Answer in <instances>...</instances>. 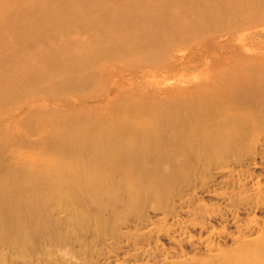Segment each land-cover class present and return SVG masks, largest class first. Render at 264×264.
Here are the masks:
<instances>
[{
    "label": "bare ground",
    "instance_id": "6f19581e",
    "mask_svg": "<svg viewBox=\"0 0 264 264\" xmlns=\"http://www.w3.org/2000/svg\"><path fill=\"white\" fill-rule=\"evenodd\" d=\"M79 1L78 5L68 0L11 3L20 11L47 10L38 13L43 21L35 17L27 24H9L31 32L44 29L47 35L54 31L52 39L41 40L49 54L57 45L54 40L72 43V32L87 40L77 42L84 47L80 50L68 45L52 57L40 52H31V59L22 57L21 69L10 68L2 75L0 111L21 99L37 95L54 98L70 94V89L91 91L89 97L100 96L106 91L108 74L117 72L121 76L124 69L130 68L140 70L143 76L137 86H143L144 81L148 88L155 83L148 79L150 76L166 78L170 76L164 73L166 67L182 62L176 58L178 51L183 59L191 47H203L202 42L235 37L241 40L247 32L242 30L261 21L249 18V14H264V0H175L184 14L180 16L147 15L131 6L121 10L108 0ZM8 8L0 5V21ZM76 12L84 14L60 19L62 14L70 17ZM262 55L260 51L227 62L207 60L206 72L202 69L193 76L171 74L173 81L182 84L169 91L144 94L137 87H114L112 94L104 98V113L94 121L87 114L91 108L56 114L54 108L41 113L36 103L28 105L14 117L15 123L42 134L46 150L38 155L52 161L47 167L20 173L16 180L0 178V242L32 250L41 241L37 236L41 228L47 233L56 231L55 222L45 224L51 219L48 206L55 201L72 203L82 219L83 193L97 203L100 212L107 207L114 210L120 203L133 207L148 203L166 213L172 212L175 200L183 201L192 192L215 194L216 190L209 187L211 170L224 167L228 156H233L234 162L244 161L249 145L256 140V144H264L260 140L264 139ZM48 61L56 64V71L46 69ZM185 66L194 64L182 63L178 69ZM26 182L28 185L23 187ZM205 213L208 217L219 216L215 209ZM247 226L239 225L237 244L223 253L224 261L262 264L244 261L264 255V231L248 238L241 232Z\"/></svg>",
    "mask_w": 264,
    "mask_h": 264
},
{
    "label": "rangeland",
    "instance_id": "374dc122",
    "mask_svg": "<svg viewBox=\"0 0 264 264\" xmlns=\"http://www.w3.org/2000/svg\"><path fill=\"white\" fill-rule=\"evenodd\" d=\"M13 1L0 0V5L9 7L5 17L3 16L4 22L1 23L3 18L0 21V82L3 80V73L8 69L22 68V57L30 58L28 56L33 55L32 53L39 52L45 57H52L58 55L59 49L67 48L68 45L73 50L84 48L80 45L87 37H78L72 32V43L62 44L58 43L61 39L54 40L57 45L49 54L47 52L49 49L41 40L52 39L54 31L53 34L47 35L44 29H39L40 31L33 29L31 32L32 29L25 30V27L20 25L9 24L11 21L27 24L36 20L35 17L40 20L38 13H46L47 10L20 11L17 5L11 4ZM68 1L77 5L80 3L79 0ZM108 2L112 7L121 10L127 9L128 6L133 10L139 8L138 12L147 15L164 13L184 15L180 2L175 0H108ZM187 2L193 3L192 0ZM83 14L76 12L70 17L62 14L60 19L80 18ZM249 15V18L258 20L261 18V21L251 23V26L242 30L247 32L241 40L235 37L221 42L214 40L202 42L205 43L203 47L200 49L191 47L183 59L179 55L181 52L178 51L176 58L182 62L166 67L164 73L170 75L166 77L167 79L160 75L150 76L148 79L150 81L153 79L152 82L155 83L148 88L144 81L143 86H137L138 80L143 76L140 70L133 71L130 68L124 69L121 76L117 72L108 74L104 83L106 91L100 96L89 97L91 91L85 93L70 89L68 90L70 94L54 98L37 95L21 99L10 108L0 111V178L6 176L16 180L22 175L20 173L29 172L38 166L47 167L52 161L46 156L38 155L46 150L47 142L44 141L46 139L42 134H39V131L31 132L15 123L14 117L17 118L31 103H36L41 113L53 108L56 114L91 108L93 110L87 114L94 121L104 113L103 105L107 102L104 98L112 94L114 87L128 89L137 87L144 94H151L159 89L169 91L182 84L180 81H173L171 74L179 76L183 72L186 76H193L202 72V69L206 72L207 60L211 63L216 60L227 62L229 59L248 57L260 51L264 55V14ZM77 27L79 31L80 26ZM22 33L28 34L22 36ZM63 37L65 35H62ZM78 41H81L80 45H77ZM182 63L194 66H185L180 70L178 67L182 66ZM25 64L24 68L27 66ZM46 69L50 72L56 71L57 66L54 62L48 61ZM59 80L63 81V77ZM256 141L249 145L246 151L249 155L244 161L234 162V157L228 156L229 160L224 167H215L211 170L209 187L216 190L215 194L192 192L183 201L175 200L176 204L171 213H166L163 208H154L148 203L134 207L120 203L114 210L107 207L100 212L97 203L86 198L83 193L81 196L85 201L81 219L74 204L55 201L48 206L51 219L45 223L49 225L55 222L57 224L55 233H47L41 228L37 234L38 242L41 241L30 251L25 250L21 244L6 245L0 242V264H234L235 262L230 259L224 261L223 253L236 246L235 237L239 233V225H248L241 229L248 238L264 231V144L261 141L256 144ZM28 183L22 184L23 187ZM212 209L218 211L219 216L208 217L205 212ZM244 261L247 263L258 261L264 264V255L258 254L255 258H247Z\"/></svg>",
    "mask_w": 264,
    "mask_h": 264
}]
</instances>
